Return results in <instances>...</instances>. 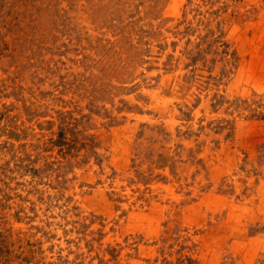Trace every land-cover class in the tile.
I'll return each instance as SVG.
<instances>
[{
    "label": "rangeland",
    "instance_id": "obj_1",
    "mask_svg": "<svg viewBox=\"0 0 264 264\" xmlns=\"http://www.w3.org/2000/svg\"><path fill=\"white\" fill-rule=\"evenodd\" d=\"M0 264H264V0H0Z\"/></svg>",
    "mask_w": 264,
    "mask_h": 264
}]
</instances>
